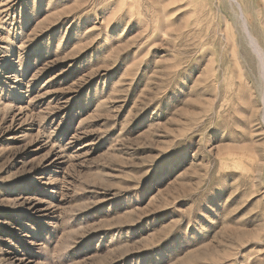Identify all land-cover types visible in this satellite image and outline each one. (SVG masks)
<instances>
[{"label": "rangeland", "instance_id": "374dc122", "mask_svg": "<svg viewBox=\"0 0 264 264\" xmlns=\"http://www.w3.org/2000/svg\"><path fill=\"white\" fill-rule=\"evenodd\" d=\"M0 264H264V0H0Z\"/></svg>", "mask_w": 264, "mask_h": 264}, {"label": "bare ground", "instance_id": "6f19581e", "mask_svg": "<svg viewBox=\"0 0 264 264\" xmlns=\"http://www.w3.org/2000/svg\"><path fill=\"white\" fill-rule=\"evenodd\" d=\"M233 1H235V0H233ZM233 3H236V2H233ZM238 5V4H237Z\"/></svg>", "mask_w": 264, "mask_h": 264}]
</instances>
